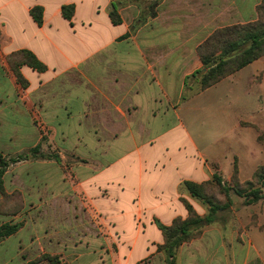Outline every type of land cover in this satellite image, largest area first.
<instances>
[{"label":"crops","instance_id":"0c3cea01","mask_svg":"<svg viewBox=\"0 0 264 264\" xmlns=\"http://www.w3.org/2000/svg\"><path fill=\"white\" fill-rule=\"evenodd\" d=\"M261 1L161 0L155 16L137 28L139 11L129 0H0V152L41 144L34 125H13L10 129L1 116L7 118L8 111L13 115L25 113L23 97L34 106L37 103L43 123L54 129L55 144L88 159L86 166H74L72 171L77 189L93 209L123 228L121 238L134 242L116 214L108 213L99 203L100 198H109L112 190L116 193L111 196L116 209L123 215L118 199L130 190L131 205H135L131 225L133 218L141 217L143 223L142 231H133L136 235L147 231L146 241L159 242L162 234L157 222L169 225L185 214L183 200L194 203L184 181L209 178L213 159L230 152L233 144L219 142V148L214 144L210 149L203 146L177 112L202 92L190 98L182 96L188 79L199 69L196 47L216 27L254 20ZM64 5L73 6L69 19L61 12ZM34 6L42 9L40 24L30 15ZM111 12L116 13L117 22L112 21ZM20 49L31 51L47 67L42 72L20 67L27 81L23 96L3 61ZM258 64L262 65L260 69ZM245 73L256 81L264 79V56L223 79ZM236 128L243 131L247 127ZM174 135L173 146L183 158L180 164L172 162L181 165L182 171L171 182L156 172L159 160L143 156L142 151H151L164 138L172 141ZM162 147L167 152V144ZM205 157L210 163L204 161ZM43 160L49 166L56 164L52 158ZM125 164L131 172L122 175L120 168ZM62 177L65 179L62 171L56 175L48 170L44 196L40 199L37 195L38 203L31 210L15 219L0 214V225L21 223L15 233L0 240V264H31L34 257L44 255L63 259L74 256L79 264H95L93 249L100 244L99 236L88 218L73 215L80 207L66 200L70 191ZM142 184L153 194L151 209L165 213L147 210L141 198ZM52 199L63 202L56 204L50 202ZM209 237L213 242L218 238L215 234ZM197 242L180 245L177 264H183L182 257L190 258V264H199L198 259L207 256L210 249L196 250ZM147 250V264H166L161 253ZM87 256L90 261L81 262ZM210 264L215 262L211 260Z\"/></svg>","mask_w":264,"mask_h":264},{"label":"rangeland","instance_id":"374dc122","mask_svg":"<svg viewBox=\"0 0 264 264\" xmlns=\"http://www.w3.org/2000/svg\"><path fill=\"white\" fill-rule=\"evenodd\" d=\"M129 1L137 5L139 12L136 18V27L138 28L149 17L155 16L157 6L161 0ZM256 18L249 22L223 25L210 30L209 34H206L196 47L199 60V69H196V71L203 69V64L200 60L201 54H211L214 48H218L219 50L215 52L214 58L216 59L220 55L221 45L216 40L209 41L208 39L215 30L254 22ZM248 44L249 42H245L239 49L246 47ZM13 59L18 58L16 56L7 58L6 56L3 61L7 73L15 79L10 65ZM261 66L258 64L257 68L260 69ZM196 71L193 74L194 77L190 76L188 79L182 96L183 99L190 98L194 94H197V92H202L195 95L188 103H185L180 112L177 111L178 114H180L185 125H188L193 134L202 141L203 146L206 145L210 149L215 144L217 145L216 148H219V142H233L232 147L229 146V149L231 148L230 152L226 151L220 158L213 159L214 163L210 164V177L196 183L202 184L201 188L203 192L221 204L225 203L227 199L219 191L215 183L212 182L211 178L214 173L220 176L222 181L228 185H233V176H235L241 184L251 181L254 186L260 187L264 191V178L260 177L259 181H257L254 176L260 167H264V79L256 81V77L260 75V72L252 79L250 75L245 73L242 76L223 79L211 87H207L208 89L205 88V90L201 89L200 77L202 73ZM17 87L19 95L23 96L25 87H22L19 83H17ZM22 101L27 113L13 115L12 111H8L7 118L1 114L3 120L6 119L5 125H9L8 128L10 129L13 128V125H34L39 132V137L42 139L41 150L58 155L61 161L56 162L55 166H49V163H44L45 161L39 158H27L16 162L10 160L12 157H17L31 148L27 146H23L14 152H0L8 161V167L2 176L3 192H0V214L7 216L8 219H15L16 217H20L24 211L31 210L38 203L36 199L37 195H40V199L44 196L42 191L48 185V170L55 171L56 175L62 171L65 174L66 180L63 177L62 179L67 181L66 183L70 191L69 198H66V200L80 207L73 215L88 218L93 224L96 234L99 236L100 244L93 249L95 251V264H147L149 262V258H146L147 249H151L155 253H161L162 257H160L164 259L165 263L167 259L168 261L172 259L173 264H177L178 255L181 250L180 245L189 246L193 241H198L196 250L210 249L207 256L198 259L199 264H210L211 260L215 264H264V198L256 202L247 203L243 196L236 195L233 192L229 195V205L226 208L217 210L213 215L212 222L195 226L191 230V236L188 241L177 247L173 246L171 257L167 255L162 246L163 237L159 242L156 240L146 241V236L149 235L147 231L144 235L135 234V232L139 233L142 231L143 223L141 217L137 219L133 218L131 225V218L135 209V205H131V191L125 190L121 199H118V202L122 204L124 209L122 215L120 211H117L114 199L111 197L116 193L110 190L109 198H100L99 203L108 213L116 214L120 223L129 230L128 237L134 242L121 238L123 228L119 229L117 225L114 226L115 223L112 220L103 216L99 210L93 209L90 201L77 189L78 185H76L77 181L72 167L78 165L86 166L88 159H82L72 150H64L57 146L53 140L54 129L43 123L37 111V103L34 106L24 97ZM236 125H244L247 128L243 131L238 130ZM172 138H174L171 139L172 141H166V138L162 139V141H157L152 146L151 151L148 149H143L142 151L143 156L159 160L157 165L159 169L156 172L160 177L162 174L164 179L171 180V182L182 171L179 161L181 162V158H183L181 152H178L175 146H173L177 137L174 135ZM163 143L168 146L167 152L162 147ZM15 147L19 148L20 146L15 145ZM215 155H218V151L215 152ZM204 161L210 163L208 157H205ZM172 162L179 164H175L174 166ZM127 165L125 164V168L123 169L120 168L122 175L131 172V168H127ZM176 165L178 166L177 168ZM190 170L192 171L191 168ZM194 172H198V169L194 170ZM260 173L264 175V169L260 170ZM145 174L147 173L145 172ZM194 176H197V174ZM129 186L133 187L132 185ZM142 187L144 189H142L141 198L146 203L145 207L148 208L147 210L165 213L166 211H158L153 207L151 209V205L149 204L152 199L151 195L153 194L151 192L149 194L144 184H142ZM153 189L156 190V187ZM39 192L41 194H38ZM192 199L194 203L190 205L198 215L205 216L209 213L208 204L204 203L201 198L192 197ZM47 201L45 199L46 204ZM40 202L42 203L43 201ZM50 202L60 204L63 201L52 199ZM187 203L189 202L187 201ZM81 209L84 212H81ZM1 211L9 213H1ZM187 216L188 212L185 208L183 217L177 216L176 218L184 219ZM204 234L205 236L203 237ZM210 234H215L218 238L213 242L209 237ZM91 249L92 247L88 244V250L90 251ZM144 249L147 252L143 254ZM141 254L144 256H140ZM88 256L83 258L81 262L90 261ZM182 259L183 264H190L187 262L190 258L182 257ZM194 260L198 263L196 258ZM42 262L45 264L80 263H77L74 256L63 259L59 258L58 255L38 256L31 260V264H41Z\"/></svg>","mask_w":264,"mask_h":264},{"label":"trees","instance_id":"16d2710c","mask_svg":"<svg viewBox=\"0 0 264 264\" xmlns=\"http://www.w3.org/2000/svg\"><path fill=\"white\" fill-rule=\"evenodd\" d=\"M61 12L64 17L70 18L73 12L72 5H64L61 7ZM257 18L254 22L223 27L215 30L210 36L209 41L216 40L221 45L220 55L218 58H214V54L218 48H214L211 54H201L200 60L203 64V69L198 70L201 72V89H205L219 80L231 75L233 72L242 68L243 66L251 63L259 57L264 56V1H261L256 6ZM30 15L37 24L41 23L42 9L40 6H34L30 9ZM111 19L113 22H117L116 13L111 12ZM245 42L249 44L239 49ZM235 51V52H234ZM234 52V53H232ZM232 53V54H231ZM17 57L10 62L11 69L15 76V81L21 84L22 87L27 86V81L20 72V67L23 65L29 66L37 72L46 70V65L42 63L31 51L26 49H20L11 52L7 55V58ZM196 71V72H198ZM54 159L56 162H60L58 155L46 153L41 150V144L38 143L35 146L27 149L23 154L17 157H12V162L20 161L22 159ZM8 167V161L5 156L0 154V192H3V179L2 176ZM264 167H260L254 174L257 181L260 177L264 178ZM233 185H228L223 182L220 176L216 173L212 175V182L218 187L219 191L226 197L225 203H218L212 197L206 195L202 190V184L196 183L191 180H185L184 186L192 197L201 198L204 203L209 206V213L205 216L198 215L192 206L183 200L184 206L188 212V216L184 219L175 218L171 224L163 225L157 222L158 228L161 230L163 237V247L168 256L172 257L173 246L178 245L189 240L191 236V230L195 226L208 224L213 221V215L217 210L226 208L230 203L229 195L231 192L236 195L243 196L247 203L256 202L261 198H264V191L260 187H256L251 181H247L241 184L235 176H233ZM245 185V186H243ZM1 213H9L1 211ZM21 226L20 222L16 223H3L0 225V240L15 233ZM166 264H173L172 259Z\"/></svg>","mask_w":264,"mask_h":264}]
</instances>
